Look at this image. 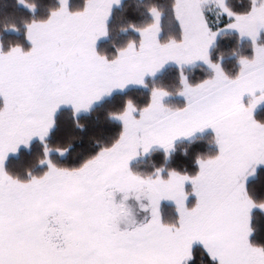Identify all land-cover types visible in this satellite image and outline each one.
Segmentation results:
<instances>
[{"label": "snow or ice", "instance_id": "snow-or-ice-1", "mask_svg": "<svg viewBox=\"0 0 264 264\" xmlns=\"http://www.w3.org/2000/svg\"><path fill=\"white\" fill-rule=\"evenodd\" d=\"M17 2L33 18L23 25L30 47H0V264H264V243L252 239L264 230L255 226L264 196L249 188L264 170V121L254 114L264 103V0L240 9L214 0L227 20L215 29L205 14L209 0H172L178 36L167 40L160 39L163 12L152 5L151 21L130 22L124 30L137 38L112 55L99 52L97 41L108 36L121 0H57L42 18L33 0ZM223 30L251 42L235 72L209 51ZM196 61L209 72L192 82L183 66ZM169 62L179 68L182 106L165 104L173 93L154 86L142 105L129 99L108 112L119 124L108 142L78 165L58 162L70 147L49 144L59 112L70 110L80 126L81 112L115 90L146 87L145 78ZM208 129L216 151L196 156L193 174L164 167L141 174L130 166L154 146L167 158L177 139ZM34 141V163L10 169V158ZM164 200L174 203V219L162 215Z\"/></svg>", "mask_w": 264, "mask_h": 264}, {"label": "trees", "instance_id": "trees-1", "mask_svg": "<svg viewBox=\"0 0 264 264\" xmlns=\"http://www.w3.org/2000/svg\"><path fill=\"white\" fill-rule=\"evenodd\" d=\"M37 5L35 16L43 17L47 11L54 7L57 0H33ZM232 6L240 9L248 6L249 0H229ZM70 6L82 3V0H69ZM155 5L163 12L161 19L162 35L161 40H167L170 37L178 36V27L172 15V0H125L120 7L112 12L109 22V34L105 41L99 45V52L104 54L107 48H111L110 54L115 53L116 48L124 46L130 39L137 38V33L131 29L124 30L130 22L136 24H147L152 17L148 13V7ZM33 14L28 12L17 0H0V43L6 51L9 47L24 46L30 47L25 39L23 25L30 21ZM16 24L19 31L6 30L5 25ZM264 39V34L262 35ZM250 41H244L239 38L237 33H225L220 36L216 46L211 52L214 59H218L226 71L235 72L238 70L237 58L241 54H251ZM185 75L192 82H196L208 75V71L198 67L191 70H185ZM179 69L175 67L168 68L163 74L155 79H148L146 87L130 89L124 92L115 93L105 99L100 104L93 107L89 112L79 116L80 126H76L71 120L70 110L64 109L57 115L58 127L49 137V144L55 147L68 146V151L63 157L53 153L59 163L73 166L78 165L82 159L89 153L96 150L97 143L108 142L113 135L119 131V124L115 120L108 118V112L118 110L125 101L131 99L136 104L142 105L150 96L152 87H164L173 94L165 100V104L171 107L182 106L184 100L176 99V89L179 86ZM258 120L264 121V108L256 114ZM40 151L38 141H34L29 149L20 156H13L8 162L10 169L19 170L26 164L34 163L35 157ZM216 146L213 141V133L207 132L200 134L192 140H183L174 145L171 153L165 157L163 150H155L149 155L142 157L135 162L131 168L141 174H150L156 168L165 169L174 168L178 171H187L193 174L197 170L195 158L198 155H207L214 153ZM37 172L41 169H35ZM249 188L258 197L264 196V170L260 171L256 177L249 182ZM191 191V186L187 187ZM193 203L192 199L191 202ZM161 213L165 219L175 218V207L170 204H163ZM255 226L258 230L264 229V216H257ZM256 242L264 243V230L252 237ZM198 245L194 246L197 247Z\"/></svg>", "mask_w": 264, "mask_h": 264}, {"label": "rangeland", "instance_id": "rangeland-1", "mask_svg": "<svg viewBox=\"0 0 264 264\" xmlns=\"http://www.w3.org/2000/svg\"><path fill=\"white\" fill-rule=\"evenodd\" d=\"M124 1H125V0H121L120 5H119V6H114L113 10L116 9V8H118V7H120L121 4H122ZM112 12H113V11H112ZM218 12H219V9H218L217 6L215 5L214 0H209V3L206 5V12H205V14H206V17H207V21H208V23H209V26L212 27L213 29H215V28H217V27H222V25H223L224 23L227 22V20H226V18H225L224 16L218 15ZM161 25H162V23H161ZM162 33H163V31L160 32V38H161ZM225 33H236V32H234V31H230V30H223V31L219 32V34L217 35V38H216V42H215V44H214L213 47L209 50V51H210V54H211L213 48L216 46V44H217V42H218L220 36L223 35V34H225ZM237 34H238V33H237ZM263 34H264V33H262V35H263ZM106 39H107V37H102L101 39H99V40L97 41V50H98V48H99L100 43H101L102 41H105ZM242 40H244V41H250V40H248L247 38H244V39H242ZM0 47H2V46H1V43H0ZM110 50H111V48H107V49H106V51H109V52H110ZM98 51H99V50H98ZM109 52H108V53H107V52H104V54H105V55H109V54H110ZM171 67L178 68V66H177L174 62H169V63H167L162 69H160V70H159L154 76H148V77H146V78H145V81H147L148 79H155V78H157L158 76H160L161 74H163L168 68H171ZM198 67L204 68V69H206V70L209 72L208 66H207L206 64H204L202 61H196V62H194V63H192V64L184 65V66H183V71H185V70H191V69L198 68ZM178 69H179V68H178ZM141 87H144V86L129 85V86H127V87H126L125 89H123V90H115L111 95H109V96H105L104 98H102L101 101H99V102H97L96 104H94L93 107H95L96 105L100 104V103L103 102L105 99L109 98L110 96H112V95L115 94V93L124 92V91L130 90V89L141 88ZM169 97H170V96H167V97L164 98V103H165V100H166L167 98H169ZM174 97H175L176 99L178 98V99H182V100H184V98H183L182 96L178 95V94H176V96H174ZM261 104H262V103H261ZM261 104H260V105H261ZM260 105H259V106H260ZM93 107H92V108H93ZM92 108H91V109H92ZM263 108H264V105H263L258 111H255V113H254L255 116H256V114H257L260 110H262ZM88 112H89V111H88ZM85 113H87V112H81V113L79 114V116H81V115H83V114H85ZM207 132H212V131H211V130L204 131V132L201 133V135H202V134H205V133H207ZM198 135H200V134H197L196 136H198ZM196 136L191 137L190 139H186V140H192V139H194ZM174 145H175V144H174ZM161 150H162V149H161ZM144 156H146V155H145V154H142V155L136 157L134 160H132V161L130 162V166H132L135 162L139 161V160H140L142 157H144ZM255 177H256V175L253 176V177H251V178L249 179V182H250L251 180H253ZM189 185H190V184H189ZM189 185H186V190H187V187H188ZM190 186H191V185H190ZM191 199H192V201L194 202V196H190V197H189V201H188L189 205H191V203H190V202H191ZM165 203L170 204V205H173V206L175 207L174 203H173L172 201H169V200L161 201V206H160V207L162 208V205L165 204ZM129 204H130V206H131V208H132V210H133V213L135 214L136 218H137V219H142L143 216H144V213H143L142 210L140 209L139 204L136 203L134 200H130V201H129ZM194 246H196V245H194Z\"/></svg>", "mask_w": 264, "mask_h": 264}, {"label": "crops", "instance_id": "crops-1", "mask_svg": "<svg viewBox=\"0 0 264 264\" xmlns=\"http://www.w3.org/2000/svg\"><path fill=\"white\" fill-rule=\"evenodd\" d=\"M247 97H245V103H247ZM264 105V103H262L260 106L258 105L257 106V108L255 109V111H258L262 106ZM208 130H210V129H208ZM208 130H204V131H208ZM204 131H202V132H204ZM202 132H197V133H195L193 136H191V137H194V136H196L197 134H201ZM191 137H189V138H179V139H177L176 141H175V144L176 143H178V142H180V141H183V140H186V139H190ZM155 150H161L160 148H158V147H153L151 150H150V152H148V153H146L145 155H149L150 153H152L153 151H155Z\"/></svg>", "mask_w": 264, "mask_h": 264}]
</instances>
